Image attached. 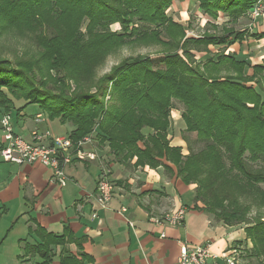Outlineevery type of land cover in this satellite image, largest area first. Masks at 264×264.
I'll list each match as a JSON object with an SVG mask.
<instances>
[{
	"label": "trees",
	"instance_id": "trees-1",
	"mask_svg": "<svg viewBox=\"0 0 264 264\" xmlns=\"http://www.w3.org/2000/svg\"><path fill=\"white\" fill-rule=\"evenodd\" d=\"M173 1L0 0V38L11 29L29 35L36 47L31 57H9L0 43V114L14 108L15 117L35 105L48 119L70 123L73 141L90 136L96 146L106 143L127 168L162 167L184 184H196L193 201L224 224L245 223L249 257L264 264V217L250 221L251 204L240 200L247 192L257 208L264 207V190L257 186L264 184V60L252 65L226 53L248 37L264 38V32L223 26L219 34L189 37L167 13ZM256 1L196 0L203 14L216 19L221 12L228 22L246 15ZM113 23L120 32L111 31ZM132 43L163 48L156 57H126L95 77L97 66ZM198 52L208 57L197 59ZM159 58L163 67L154 63ZM174 100L183 104L186 130L203 143L197 151L183 154L170 145ZM34 233L40 242L24 250L39 256L36 264H50L54 246H80L68 228L57 235L36 225ZM91 261L80 249L60 264Z\"/></svg>",
	"mask_w": 264,
	"mask_h": 264
},
{
	"label": "crops",
	"instance_id": "crops-1",
	"mask_svg": "<svg viewBox=\"0 0 264 264\" xmlns=\"http://www.w3.org/2000/svg\"><path fill=\"white\" fill-rule=\"evenodd\" d=\"M176 1L170 6L172 12L177 11ZM168 15L172 17L171 13ZM254 22L255 25H249V33L264 32V18ZM247 43L250 49L243 50V45L237 43L232 46L241 52L229 49L226 53L249 58L252 65L262 64L264 38L248 37ZM28 107L16 115V124L13 118L14 130L25 138L35 128L47 129L55 135L73 129L70 123L48 119L36 106V110L28 113ZM38 114L42 118L36 120ZM170 145L181 147L183 153L189 149L180 133L175 134ZM90 149L95 151L96 159L76 160L67 165L64 169L67 181L63 186L53 182L51 169L39 163L12 164L0 157V264L40 261L37 254L31 256L24 250L26 244L40 242L34 233L36 225L57 235L68 228L80 242V246L75 243L54 246L50 264H60L61 257L68 253L76 255L80 249L92 259L85 264H178L179 246L183 242L208 243L215 256L208 264H226L220 257L222 251L238 250L241 246L245 256L244 253L238 256L239 263L251 264L253 259L247 252L251 243L245 239L243 225H225L205 211L200 202H194L195 184H184L162 167L127 168L113 159L106 143ZM102 173L113 182L112 198L104 209L96 207L93 199ZM178 209L184 210L181 225L162 220L166 213ZM93 213L96 217H92ZM154 218L161 222H154Z\"/></svg>",
	"mask_w": 264,
	"mask_h": 264
},
{
	"label": "rangeland",
	"instance_id": "rangeland-1",
	"mask_svg": "<svg viewBox=\"0 0 264 264\" xmlns=\"http://www.w3.org/2000/svg\"><path fill=\"white\" fill-rule=\"evenodd\" d=\"M175 4L177 7V11L172 12V10L171 11L169 10L170 9V7H169V9L167 10V13L168 14L171 13L173 20L181 23L184 26V28L186 29V34L189 37L190 36L191 37L192 36L193 37H199V36L203 35L205 32L206 33H218L219 34L222 32L221 28L223 26H225L227 28L232 27L236 30L246 29L249 32V29H250L249 25L250 24L255 25L256 23L254 21L257 20V19H253L251 17L249 11L247 12L246 15L239 17L236 22H228L229 17L225 16L221 12L218 13L216 19H212V18L208 17L207 15L203 14L201 9L198 8V3L196 2V0H177L175 2ZM213 27H215V28H213ZM110 29H111V31H116L118 33L121 31V26L119 23H113L110 25ZM82 31H84V28H82ZM1 35L2 36L0 38V43L2 44L3 48L6 50L5 54L9 57H12L15 53H18V55H24L26 57H31V54L36 52V47H35L32 39L30 38L29 35H26V33L21 34L18 31L10 29L8 31H3ZM238 44L243 45V47H242L243 50H245L247 47H249L248 46L249 43H247V38L243 42L238 43ZM238 44L234 43L233 45H238ZM162 48L163 47H161L160 45H149V44H139V43L127 44V45L117 49L116 51H114L110 56H108L104 60V62L101 65L96 67L95 77L99 78L102 75H104L105 73H108L114 65H116L121 60L125 59L126 57H136L138 55H144V56L150 55L151 57H156V56L160 55L159 53L161 52ZM209 49L211 52H216L217 50H219V46H209ZM229 49L234 50V52L237 50V52H238L239 48L237 46L231 45L230 47L226 48V50H229ZM249 49H250V47H249ZM239 52H241V49H239ZM205 55L206 54L204 52L195 53V57L197 59L202 56V60H204V57H208V55H206V56ZM247 60L250 63H252V60H250L249 58H247ZM154 63L157 66L163 67V65H162L163 63L160 61V58L154 60ZM251 73H252L251 68L246 67L245 68V74L249 75ZM70 85L72 86L71 87L72 89L75 87L73 85V83H70ZM105 99L106 100L108 99V95L105 97ZM14 110L15 109L12 108L10 110V114L11 113L13 114ZM32 110H36L35 105H29V107L26 109V112L32 113L33 112ZM182 111H183V104L177 100H174L173 101V109L170 112L171 128L169 129L168 138L170 140H172V138L175 137V134L178 135L180 133V136L185 140V142L187 143V146L189 148H191L192 150L197 151L203 147V143L198 142L196 140L195 132H188L186 130L185 123L181 119ZM176 112H178V113L176 114ZM2 115L3 114H0V117ZM177 115L178 116L180 115V117L177 118ZM172 116L175 117V121H174ZM15 117H17V116H15ZM15 117H13L14 122H15ZM35 119L39 120L41 118L36 117ZM15 124H16V122H15ZM15 128L17 129V125ZM35 129L40 130L38 128H35ZM56 135H60V134H56ZM94 145L96 146L95 142H93V140H91V142H87V144H85V146H83V147H84L85 151L95 153L94 150L90 149ZM97 147H99V146H97ZM188 152L189 151L187 150L185 153H183V152L182 153L187 154ZM75 161L73 160L69 164H71ZM79 161H84V160H79ZM251 165L255 166V164H251ZM65 176H66V174H65ZM191 184H194V183H191ZM257 186L264 190V184H258ZM195 189H196V187H195ZM195 189H194V192H195ZM252 197L253 196H250L246 192V195L244 193V195L240 199L241 203H243V204H251V206H250L251 208H250L249 212H247V217L250 221L252 219H254V217L257 215H259V216L261 215L262 217H264V207L257 208L256 205H254V203H258V202L253 200ZM200 203L202 205H204L202 202H200ZM225 225H227V224H225ZM237 225H243V227L246 226L245 223H240V224H236V225H228V226H237ZM243 253L244 252L242 251V247L240 246L237 250V253H235L234 249L224 250V251H222L220 257L223 259H225V257L226 258L230 257L229 259H231V260H232V258H234V261L236 259V263H239V258L241 257V255H243ZM238 256H239V258H238ZM251 258L253 259L251 264L252 263L255 264L256 258L253 256Z\"/></svg>",
	"mask_w": 264,
	"mask_h": 264
},
{
	"label": "built area",
	"instance_id": "built-area-1",
	"mask_svg": "<svg viewBox=\"0 0 264 264\" xmlns=\"http://www.w3.org/2000/svg\"><path fill=\"white\" fill-rule=\"evenodd\" d=\"M253 19L264 18V0H257L249 10ZM37 118H42L41 114ZM90 136H85L78 141H73L68 134L55 135L49 130L33 129L29 137L18 134L14 130L13 116L10 113L0 117V157L3 161L12 164L39 163L51 169V180L63 186L66 184L65 167L73 160L96 159L93 152L85 151L87 142H91ZM113 193V183L107 174L102 173L95 187L93 195L95 206L104 209L108 206ZM125 211L124 208H122ZM92 217H96L93 213ZM184 219V210L178 209L166 213L162 220L170 225H181ZM154 222L161 220L154 218ZM209 244L189 245L180 243L178 264H208L214 254L209 249ZM235 253H237V250ZM225 257L226 264H237L236 259Z\"/></svg>",
	"mask_w": 264,
	"mask_h": 264
}]
</instances>
